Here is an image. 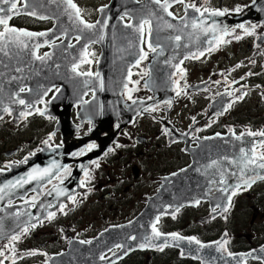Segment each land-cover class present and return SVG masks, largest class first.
Masks as SVG:
<instances>
[{"label":"flooded vegetation","instance_id":"obj_1","mask_svg":"<svg viewBox=\"0 0 264 264\" xmlns=\"http://www.w3.org/2000/svg\"><path fill=\"white\" fill-rule=\"evenodd\" d=\"M203 1L183 0L182 3L175 4L170 11L176 18H180L184 10L196 11L192 7H186L194 4L200 9L199 15L217 10H227L224 15L227 17L244 15L253 0L248 4L240 1L228 6L224 5L226 0ZM20 5L21 3H18V6ZM205 8L208 9L207 12L204 11ZM238 8L239 11L236 10ZM30 19L27 16L13 17L9 21V26L19 29L28 28ZM243 25L244 28L237 27L221 39L227 43L219 41L202 55L193 52L182 59L178 64L179 68L177 67L170 76L171 83L166 90V99L158 103H154L156 94L149 91L144 83L148 76V65L161 56L162 49L156 48V52H152L148 46L145 47L144 40L143 52L147 53V57L139 58V63L131 69L128 85L119 94L122 108L126 111H129V107L134 103L138 105L135 108L142 106L143 109L124 128L119 129L115 125L112 130L103 131L96 127L97 124L94 126L91 121L81 120L79 118L81 106L86 105L89 99L94 97L93 94L88 93L82 104H73L71 107L69 129L72 133L64 136L56 127L58 118L48 115L51 99L59 87L53 88L41 102L37 103L36 109L30 115H21V113L29 114L28 110L32 107L28 105L29 102L24 106L19 103V99L15 111L9 110L6 106L8 111H5L0 120V134L6 124L13 127L18 124V127L32 128L33 132L43 131V134L34 142L36 147L28 151H24V147L20 144L11 145L9 148L1 147L0 171L7 172L9 167L26 166L28 160L38 151L61 149L66 147V144L77 145L78 148L70 162L68 161L57 175L42 186L39 192L29 191L22 200L10 205L22 206L20 210L14 211V215L19 214L20 211L31 212L35 209L33 205L46 197L51 189L60 193L57 194V202L54 201L46 207V212L55 214L53 218L49 219L48 214L40 218L36 226L32 224L22 226L17 233L0 239V244L8 242L9 252L6 258L0 255V261L3 264H52L57 260V256L66 253L68 248L75 247L74 242L85 244L105 230L129 224L142 213L148 199L158 193L168 177L190 166L189 150L195 148L197 141L204 138L217 136L222 140L226 136H232L244 141V138L249 137L248 146H243L241 149L250 152V157L255 161L264 162V159H261L264 156V136L250 135V133L264 132V24L247 21ZM49 27L41 28L36 33L47 31ZM245 29L252 34H246ZM237 35L241 39H235ZM172 42L174 45L178 44L175 38ZM45 52L46 49L40 50L38 56H42ZM99 53V47H87L84 60L76 66L75 71L81 76L87 74L94 77ZM179 69H183V73ZM21 89L20 95L27 93L26 87ZM239 96H243V99H238ZM145 109L149 110L145 111ZM58 111L61 112L62 107H59ZM66 136L67 140L64 138ZM210 144L215 145V151L223 148L216 141ZM92 145L95 147L91 148ZM93 149L99 151L100 155L89 160L80 172L78 180L73 181L71 174L77 166V160L89 155ZM85 171L88 172L87 177ZM102 178L104 179L96 180ZM63 184L67 186L64 193H62ZM262 188H264V179L255 182L249 190L245 187L235 189L233 191L235 194L231 193L227 205L223 204L220 196L219 200L214 201L216 204L214 208L211 207V201L207 200L199 201L193 207L180 208L172 214H161L154 225L162 234L160 237L169 238L172 237V233H176L177 238L174 239V243L164 244L165 242L160 241L156 245L132 251L118 258L113 264H264V250H262L264 230H261L264 229V199L256 206H248L243 210L251 214L245 226L236 223L232 227L230 224L229 228H223L222 223L218 222L220 217L231 210L234 200L239 199L240 194L256 193ZM216 190L210 193L212 198ZM223 190L224 188L220 187V191ZM262 193L264 194V191ZM248 195L242 201H248L250 199ZM93 197H96L97 202H93L91 204L93 207L81 211V214L84 220H88L97 208L100 221L105 224L103 229L88 235L75 233L74 222L69 225L63 224L64 217L71 220L70 213L78 215L77 206ZM135 197L138 198L137 203L134 201ZM225 208L227 211L224 210ZM192 211H196L195 217L197 215L201 217L196 223L190 222ZM36 227L59 229V234L49 232L50 235L51 233L54 235L53 240L55 239L56 242L59 241L60 234L63 235L62 232H67L69 236L68 242L59 248V252L50 255V260L44 257L46 252L42 248H45L46 244H39L41 241L38 242L37 250L28 252L24 249L23 242L28 243L25 237L29 234L24 229L27 228L29 231ZM151 231L153 233V226ZM14 235L19 236L20 239L12 240L11 237ZM188 240L208 249L198 257L193 256L188 249H182L179 245L180 242L185 243ZM130 241H133V236L127 239L126 243ZM118 245L122 244L118 243ZM160 246H163L162 251ZM121 250L122 247L116 246L104 255L102 260L111 261ZM20 252L21 258H18ZM38 256L42 259L39 260Z\"/></svg>","mask_w":264,"mask_h":264},{"label":"water","instance_id":"obj_2","mask_svg":"<svg viewBox=\"0 0 264 264\" xmlns=\"http://www.w3.org/2000/svg\"><path fill=\"white\" fill-rule=\"evenodd\" d=\"M22 3L21 14L12 15V18L27 15L40 19L39 17L43 16L45 19L40 20H52L54 26L49 31L43 32L47 33V36L21 37L27 43V48L14 43L5 45L3 41H0V47L9 53L5 55L4 51H0V117L6 106L9 110L15 111L17 98L23 99L25 104L29 102L28 105L32 107L28 111L31 113L36 104L41 102L53 88L59 87L50 102L48 115L58 118L56 127L64 136L72 133L69 129L71 107L73 104H82L88 92H91L94 97L86 105L81 106L79 118L90 120L93 124L97 123V127L103 131L112 130L115 125L119 129L124 128L129 125L134 116L142 111V106L135 108L138 106L137 103L132 104L129 111L123 109L119 94L128 85L130 70L142 53L143 28L138 29L143 21L150 22L149 42L154 47L162 49L161 56L157 60H152L148 65L149 77L144 83L149 91L156 94L154 103L166 99V90L171 83L170 76L176 70L179 62L193 52L202 53L216 45L225 36L223 29L227 28L230 32L238 24L247 20L264 23V7L261 8L260 13L255 12L256 7L264 5V0H254L248 8L247 15L227 17L206 14L198 16L196 13L187 11L185 16L179 20L169 16L154 0H143L142 2L110 0L107 6L98 10V18L94 24L96 27L93 29L85 28L84 24L80 23L82 18L77 17L76 9L70 7L66 0H22ZM25 3L28 4L27 9L24 7ZM168 3L171 5V2ZM31 11H35L37 15L27 14ZM124 19L130 23L127 24ZM162 20L164 21L161 28L160 21ZM201 20L203 26L200 24ZM97 21L101 23L97 24ZM209 21L215 23L214 34L208 33ZM168 24H171L173 28H169ZM193 24L196 27H193ZM200 35L203 36L199 38ZM78 36L80 39L71 45L72 39ZM176 36H180L181 39L178 44L174 45L172 40ZM61 38H64L62 42L52 44ZM92 43L100 48L97 74L94 77L81 76L73 68L84 60L86 47ZM36 44L41 46L36 48ZM49 44H52L50 45L51 51L48 52L49 57L45 60L36 59L32 53L35 52L37 55L40 49ZM160 68H163V71ZM159 69L165 76L162 81H159L161 78H158ZM24 87L28 89V92L20 95L19 90ZM59 107H62L61 112L58 111ZM64 138L67 140V136ZM220 139V137L212 136L197 141V147L189 150L191 154L190 166L180 173L168 177L158 193L148 199L142 213L134 221L118 228H111L99 234L95 240L88 244L74 242L73 244L76 246L57 256V260L52 264H109L110 261L101 260L100 257L115 248L118 243L122 244V250L111 260L141 249V244L148 243L149 245L145 247L156 245L160 241L165 242L164 244H173V237H155V234L152 233V226L158 216L172 214L183 207H193L199 201L209 200L211 207L214 208L216 205L214 201L219 200L220 196L223 199V204L227 205V201L235 189L240 187L249 189L255 182L262 180L260 177L264 176V168H260L258 165L264 162L255 161L250 157V152L241 149L243 146H248L249 137L244 138V141L237 140L238 138L232 136L222 138L223 141ZM212 141H216L223 148L209 152L211 146L206 144L201 146L207 142L212 143ZM65 146L61 149L44 150L30 160L27 166L11 167V171L0 172V239L17 233L22 226L40 221V218L46 215V207L58 200L60 193L54 189L37 202L34 205L35 209L31 212L20 211L21 214L14 215V211L20 210L22 206L6 207V204L25 197L29 191L39 192L42 186L57 175L68 161L70 162L78 147L73 144ZM95 150H91L89 155L77 160V166L71 174L73 181L78 180L80 172L89 160L100 155L99 151ZM203 153H209L213 157L209 156L203 161L201 160ZM243 160L248 162L243 178L231 177L242 167ZM253 160L255 163H250ZM45 169L48 170L47 173H45ZM33 176L38 179H31ZM186 179H194L198 183L183 182ZM24 180H28V183H23ZM245 180L249 181L250 187L244 183ZM18 181L20 183H17ZM237 185L240 187L237 188ZM71 186L70 184L69 187ZM220 187H223L224 190L220 191ZM66 188V185L62 187V193L66 191ZM214 190L216 192L212 198L210 193ZM167 207L169 209L166 210ZM35 217L38 219L35 220ZM131 236L135 239L126 243V240ZM145 240L149 241L145 242ZM188 241L180 242L179 245L182 249H188L193 256L198 257L202 251L208 249L206 246Z\"/></svg>","mask_w":264,"mask_h":264},{"label":"rangeland","instance_id":"obj_3","mask_svg":"<svg viewBox=\"0 0 264 264\" xmlns=\"http://www.w3.org/2000/svg\"><path fill=\"white\" fill-rule=\"evenodd\" d=\"M240 1L244 4H248L250 3L251 0H226L224 2V5L228 6L232 4H237ZM74 2L79 7L80 13L85 18V20L87 22H92L98 16V12H97L98 8L107 5L109 3V0H74ZM201 2H204V1L201 0ZM51 23L48 22V23L40 24V27L46 28L50 26ZM30 28L32 27L30 26ZM144 33H146L145 34V40H146V36L148 33L147 27L144 28ZM4 128L5 129L0 134V148L1 147L9 148L11 145L16 146L17 144H20L21 146L24 147V151H28V149H32V147L33 148L36 147L34 142L37 140L39 136H41V134H43V131L33 132L32 128L18 127V124H15L14 127L8 126L6 124ZM1 158H3L2 155H1ZM103 179L104 178L96 179V180H103ZM263 191H264V188H262L256 193L249 194V193L243 192L242 194H240L239 199L234 200L231 210L228 211L224 216L219 218L218 222L222 223L221 226H223V228H226V227L229 228L230 224L232 227L236 223L240 224V226L242 227L245 226V223L248 222V218L251 217V214H249L248 212H244L243 210H246L248 206H253V205L256 206L258 202L262 201L264 199V194L262 193ZM247 195L249 196L250 199L248 201L247 200L242 201L246 198L245 196ZM134 201L137 203L138 198L135 197ZM93 202H97L96 197H93V199L84 200V202H82L80 205L77 206L78 215H76L75 213H70L71 220L67 217H64L63 224L69 225L74 222L75 233H84V234L87 233L88 235H92L93 233H97L99 230L103 229L105 227V224L100 221V213H98L97 208L95 212L92 213V215L89 217L88 220H84L82 217L81 211L91 209V207H93L91 206ZM100 212H103V210H100ZM194 213H196V211H192L190 215L191 223H196V220L198 218H201L198 215L197 217H195L196 214ZM66 218L68 220H66ZM211 220H213V218ZM52 228L53 227H45V228L40 229L39 227H36V228L29 229V231H27L29 232V234L28 236L25 237V240H28L27 242L29 244L22 241L23 243H25L24 249L28 252L37 250L38 242L41 241L39 242V244L40 243L46 244V247L42 248V250L46 252L44 254V257L46 259H49L52 253L59 252V248L68 242L69 236L67 232L66 233L62 232L63 235L60 234L59 241L56 242L54 241L55 239L53 240L54 235H52V233L50 235L49 232H57L58 234L60 232H59V229L54 230ZM83 228L84 230H81ZM63 229L64 228H62V230ZM261 230H264V229H261ZM7 245H8L7 241L0 244V251L3 253L4 258H6V256L9 254ZM22 252L24 253L23 250ZM21 254L22 253L20 252V255L18 256V258H21ZM38 258L39 260L42 259L41 256H38Z\"/></svg>","mask_w":264,"mask_h":264},{"label":"snow or ice","instance_id":"obj_4","mask_svg":"<svg viewBox=\"0 0 264 264\" xmlns=\"http://www.w3.org/2000/svg\"><path fill=\"white\" fill-rule=\"evenodd\" d=\"M66 2L68 3V5L70 7H72L73 9H76V15L79 18L80 10L76 7L75 4L72 3V0H66ZM154 2L157 3V4H160L161 7H162V9H163V11L167 12V14L169 16H172L173 15L172 12L168 11V8L170 7V5L168 3V0H163V3H162V0H154ZM177 2L182 3L183 0H177ZM5 6H7V7H5ZM24 7H25V9H27L28 4L25 3ZM186 7H192L196 11H198V12L200 11V9L198 7H196V5H194V4L193 5H188ZM236 10L239 11V8L236 9ZM204 11L207 12L208 9L205 8ZM226 11L227 10H225V11H219V10H217V11L212 12L211 15L212 16H224ZM19 14H21V10H20V8H18L17 0H0V26H3V31H0V41H3L5 45L14 43V44H16L18 46H22L23 48H27L28 47L27 43L23 39H21V37L32 38V37H38V36H47V33H43V32H41V33H32V32H28V31H25V30H18V29L14 28V27H10L9 26V21L12 19V15H19ZM27 14L33 15V16L37 15V13L35 11L28 12ZM39 18L40 19H45V17H43V16H40ZM80 23L84 24L85 28H88V29H93V28L96 27V25H94V24H87V23H85L82 19L80 20ZM100 23H101L100 21H97V24H100ZM144 24H149V34L151 35L150 22L147 21V20H145V21L142 22V24L140 25V29H138V30H141L143 28V25ZM167 26L169 28H172L173 27L171 24H168ZM129 27H131V25H129ZM193 27H196V25L193 24ZM238 27L244 28V25L241 24ZM223 32H224L225 35L229 34L227 28L223 29ZM245 33L248 34V35H251L252 34L251 32H248L247 29H245ZM79 39H80V37L78 36L77 37V40H79ZM101 39H103V37H101ZM180 39H181L180 36H176L175 37V40L176 41H180ZM235 39L239 40V39H241V37L239 35H237V36H235ZM220 42L227 43V41H223V40H221ZM45 43H48V41H45ZM40 46H41L40 44H36L35 45L36 48H39ZM148 46H149V49L152 52H156V47H154L151 42H149V45ZM0 51H4V54L5 55H8L9 54L7 51H5V49L3 47H0ZM32 54L35 56L36 59H39V60H45V59H47L49 57V54L48 53H44L43 56H36L35 52H33ZM202 54L203 53H201V55ZM146 57H147V53L142 52L141 53V56H140V59H144ZM137 63H139V61H137ZM177 67L179 68V66H177ZM237 67H239V65H237ZM73 70L74 71L76 70V66H74ZM179 71L181 73H183L184 70L183 69H179ZM217 83H219V81H217ZM21 91H24V89H21ZM129 98H131V97H129ZM237 98L238 99H243V96H239ZM19 103L20 104H25V101L23 99H20L19 100ZM168 103L170 105V102H168ZM148 110L149 109H145V111H148ZM4 111H8V109L5 108ZM41 114H43V113H41ZM21 115H25V114L24 113H21ZM250 135H260V136H264V132H260V133H250ZM49 139H51V137H49ZM117 146L119 147V145H117ZM91 147H95V145H92ZM109 151H112V150L109 149ZM261 159H264V156H262ZM250 163H255V161L254 160L253 161H250ZM97 167H99L98 164H97ZM258 167L264 168V163L259 164ZM44 171H45V173L48 172L47 169H45ZM85 176L86 177L88 176V172L87 171H85ZM260 178L261 179H264V176H262ZM31 179H38V177L33 176V177H31ZM17 183H20V182L18 181ZM23 183H28V180H24ZM244 183L248 187L251 186V184L249 183L248 180H245ZM236 187L239 188L240 185H237ZM234 194H235V192H233V195ZM70 199H71V197H70ZM229 200H230V197H229ZM62 207L63 206H61V208ZM224 210L227 211V208H225ZM54 215H55L54 213H50L49 214V219L53 218ZM24 231L27 232V228H25ZM153 233L155 234V237H160L162 235L157 230V228L155 227V225H153ZM171 236L173 237V239H176L177 238V234L176 233H172ZM11 239L15 241V240H19L20 237L17 236V235H14V236L11 237ZM133 239H135V237H133ZM192 239H194V238H192ZM87 243H90V241H88ZM197 243H199V242L197 241ZM225 243H226V241H225ZM145 246H147V245L146 244H141L140 245L141 248H143ZM117 247H123V246L122 245H117ZM221 247H223V245H221ZM160 250L161 251L163 250V246H160ZM262 250H264V249H262ZM29 254L30 255H34L35 253H29ZM0 255H3V253L0 252ZM101 259H104V257L102 256ZM0 264H3V262L0 261Z\"/></svg>","mask_w":264,"mask_h":264},{"label":"bare ground","instance_id":"obj_5","mask_svg":"<svg viewBox=\"0 0 264 264\" xmlns=\"http://www.w3.org/2000/svg\"><path fill=\"white\" fill-rule=\"evenodd\" d=\"M262 7H264V5H259L258 7H256L255 8V12L256 13H260L261 12V8ZM248 14V12L247 13H245L244 15H247ZM164 17V16H163ZM165 20V19H164ZM164 20H162V21H160V25H161V28L163 27V21ZM215 20V19H214ZM216 22V21H215ZM254 22V21H253ZM126 23L128 24V23H130L128 20H126ZM165 23H167V22H165ZM260 23H262V22H260ZM200 24L203 26V21L201 20L200 21ZM205 24V23H204ZM262 24H264V23H262ZM148 28V33H147V36H146V40H145V34L146 33H144V28ZM173 28V27H172ZM215 23H212V21H209V24H208V26H207V29H208V33H212V34H214V32L216 31L215 29ZM206 29V30H207ZM212 29V31H210ZM44 32H46V31H44ZM134 34V33H133ZM203 34H205L204 32H203ZM143 36H144V38H143V41H142V43L144 42V40L145 41H148L149 42V24H144L143 25ZM203 36V35H202ZM201 35L200 36H198L199 38H201L202 37ZM193 37V36H192ZM191 38V37H190ZM190 38H188V39H190ZM196 41H197V39H196ZM195 41V42H196ZM193 43V42H192ZM156 48H159V47H156ZM119 55V54H118ZM99 58V57H98ZM135 66V65H134ZM133 66V67H134ZM21 67V66H20ZM97 67H98V61H97ZM20 69V68H19ZM132 69V68H131ZM161 69V68H160ZM160 69L158 70V78H161L159 81H162V80H164L165 79V76H164V74H163V68L161 69L162 71H160ZM130 72H131V70H130ZM96 74H97V71H96ZM147 77H149V71H148V76ZM156 81H157V78H156ZM158 81V82H159ZM18 100H19V98H17ZM94 126H95V124H93ZM98 129V128H97ZM208 145V146H211V148L208 150V151H215V145L213 144V145H211L210 144V142H207V143H204V144H202V146L203 145ZM202 148V147H201ZM219 150V149H218ZM35 156L36 155H34V157H32V158H30L29 160H28V163H29V161L30 160H32L33 158H35ZM198 156H199V153H198ZM210 155L209 154H206V153H203L202 155H201V157H202V159L201 160H203V161H205L208 157H209ZM200 157V156H199ZM210 157H213V156H210ZM197 158V157H196ZM212 159V158H211ZM215 159H216V157H215ZM244 162L242 163V167L234 174V175H232L231 177H237V178H243V174L245 173V171H246V167H247V161L246 160H243ZM200 162V161H199ZM28 165V164H27ZM26 165V166H27ZM230 176V175H229ZM226 177H228V176H226ZM245 178V177H244ZM183 182H188V183H194V184H197L198 183V181H196V180H194V179H186V180H184ZM181 183V182H180ZM201 183H203V182H201ZM184 185V184H183ZM185 185H189V184H185ZM47 212H50V211H47ZM96 239V238H95ZM95 239H93V240H95ZM93 240H91V241H93ZM90 241V242H91ZM85 244H88V243H85ZM81 252H82V250H81ZM84 253V252H83ZM107 254V253H106ZM105 254V255H106ZM83 255V254H82ZM93 255V254H92ZM94 256V255H93ZM83 257H85V256H83ZM89 257V256H88ZM102 257V256H101ZM100 257V258H101ZM87 258V257H86ZM94 258V257H93ZM94 259H96V258H94ZM118 258H116L115 260H111L110 261V263L109 264H113L116 260H117ZM102 260V259H101ZM93 262H95V261H93ZM95 263H98V262H95Z\"/></svg>","mask_w":264,"mask_h":264},{"label":"trees","instance_id":"obj_6","mask_svg":"<svg viewBox=\"0 0 264 264\" xmlns=\"http://www.w3.org/2000/svg\"><path fill=\"white\" fill-rule=\"evenodd\" d=\"M39 23L40 22H38V21H35L33 19H30L27 25L31 26L32 27L31 28L32 30L39 31V30H41V27H40V24ZM19 24L24 25L23 23H19Z\"/></svg>","mask_w":264,"mask_h":264}]
</instances>
